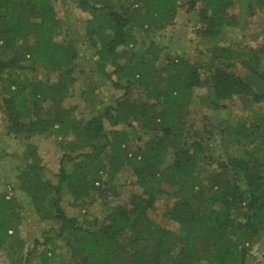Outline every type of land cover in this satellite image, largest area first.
<instances>
[{"label":"trees","instance_id":"trees-1","mask_svg":"<svg viewBox=\"0 0 264 264\" xmlns=\"http://www.w3.org/2000/svg\"><path fill=\"white\" fill-rule=\"evenodd\" d=\"M54 1L0 0V47L5 55L11 52L10 57L0 56V81L7 82L6 96L0 97V120L5 119L6 134L24 145L34 163L27 167L30 172L25 169L20 173L22 192L39 214L40 222L50 224V228L55 222L58 225L53 236H44L41 244L46 247L39 257L46 263L53 259L54 243L59 238L69 249L70 264H246L264 233V113L251 111L246 122L236 120L233 127L221 131V136L228 134L221 138L222 143L236 146L238 151L220 158L218 171L207 177L200 176L203 137L195 131L194 142L186 144L184 140L194 89L204 88L210 96V110L218 112L226 111L235 97L252 105L264 102V46L255 51L216 44L224 40L228 28L238 26V17L229 12L238 0H181L185 14L196 16L204 27L196 33L202 40L213 42L207 52L212 63L205 66L179 59L167 62L162 70L153 65L165 51L163 48L151 44V49L139 57L131 49L140 32L148 37L173 25L180 0H105L99 5L97 0H74L75 8L89 15L85 16L84 33L88 47L94 51V73L125 80L124 86L113 84L124 90L120 100L77 125L69 120L71 110L42 118V104L52 88L40 81L30 84L28 101L24 95L28 88L19 77V73L30 69L21 64L27 60L59 71L53 84L56 89L66 93L73 84L71 63L78 57L70 43L55 40L58 21ZM255 4L264 15V0ZM31 31L32 43L26 39ZM149 52L152 58L145 60ZM122 60L125 63H119ZM135 61L139 67L132 69L129 63ZM108 64L114 66L111 72L105 71ZM237 65L251 76L238 77ZM153 75L164 80L163 84L153 82ZM133 85L144 91L146 102L135 105L127 100ZM66 98L60 95L52 101L59 107ZM29 102L31 108H27ZM105 120L112 128L135 121L151 138L133 153L119 144L113 149L112 139L118 134L105 130ZM51 131L64 151L57 183L32 185L41 158L30 141ZM122 137L127 139L125 133ZM115 149L125 160L118 166L112 163ZM104 152L108 166L99 158ZM64 161L75 163L69 174ZM122 165L132 172L133 185L139 192L132 193L125 204L108 208L101 220L78 224L76 218L68 217L61 205L64 190L73 207L98 200L107 206L108 198L119 195L111 184ZM103 174L106 181H100ZM98 182L100 186L96 187ZM162 196L173 202L164 216L177 225V232L151 219V211ZM48 198L52 212L45 207ZM12 211L11 203L0 195V250L14 257L25 243L14 227ZM41 244L35 242L34 246ZM35 247L27 252L23 264H29ZM16 264L22 263L19 260Z\"/></svg>","mask_w":264,"mask_h":264},{"label":"rangeland","instance_id":"rangeland-1","mask_svg":"<svg viewBox=\"0 0 264 264\" xmlns=\"http://www.w3.org/2000/svg\"><path fill=\"white\" fill-rule=\"evenodd\" d=\"M105 0H97V5L103 3ZM124 1V0H122ZM133 1V0H132ZM257 0H238V5L230 10V14L238 17V26L235 28H228L224 40H220L216 44L229 45L233 49L240 47L243 49L250 48L257 51L261 46H264V15L262 11L256 6ZM74 0H55V14L58 21V36L55 38L58 42H65L72 46L77 53V59L71 63V67L74 70L73 84L70 85L66 93L62 90L56 89L53 85L60 76L59 71L51 70L49 67L31 63L29 61H22L21 64L28 66L30 69L19 73L20 81L28 89L24 91V95L29 101L30 84L37 82L48 83L49 89L46 93L48 97L47 101L42 104V118H52V116L64 114V112L71 110L69 120L73 124L82 123L88 120L96 111L103 110L108 106H113L116 100H120L124 90H119L114 87L113 84L123 85L125 80L122 78L117 79L116 76L106 78L104 74L99 72L94 73L95 55L94 51L90 49L88 44V36L84 33L85 29V15L81 13L78 8H75L76 2ZM131 0L129 1V3ZM182 1H177L179 10L174 19L173 25L153 35H147L144 32H140L136 35V45L131 49V52L139 57L145 53L147 48L151 49V44L158 45L165 51L160 54V58L155 61L153 68L162 70L168 64L167 62L177 61L179 59L193 62L194 64L209 65L211 60L207 55L209 50V42L201 39L196 33L204 27L198 23L197 17L194 15L185 14V8H181ZM93 4V3H92ZM201 28V29H200ZM104 34L103 31L101 32ZM101 35V34H100ZM33 31L31 35L27 36V40L32 43ZM150 44V45H149ZM209 46V47H208ZM0 56L7 58L11 56V52L5 55L4 50L0 47ZM152 58V54L149 52L145 60ZM9 59V58H8ZM144 62V61H143ZM119 63H125L120 61ZM142 63V62H141ZM212 63V62H211ZM132 69L139 67V62L129 63ZM210 66V65H209ZM212 66V65H211ZM106 72H111L114 69L112 64L106 65ZM130 68V67H129ZM12 76L17 74L11 71ZM235 74L240 78L251 76L240 65L236 66ZM11 76V75H10ZM165 72H162V78H164ZM158 75H153V82H161L157 78ZM6 75L4 76V79ZM7 88V82L0 81V97L6 96L5 89ZM58 91L60 93H55ZM39 93V91L37 90ZM85 95V98L83 96ZM67 97L59 107L52 101L59 98V96ZM208 93L204 88L194 89L191 105L187 110V116L185 119V134L184 140L186 144L194 142L197 138L194 137V132L197 131L199 136L203 137V151L200 156V167L202 168L201 178L207 177L210 174H214L218 171L217 163L220 158L226 154H234L238 151V147L229 145L228 147L222 143L221 138H226L228 134L221 136V131L228 127H233L236 120L246 122L250 117L251 111H257L264 113V102L260 105H252L245 103L244 100L235 97L227 104V110L218 112L210 110L211 102L209 100ZM127 100L135 105L146 102V96L144 91L136 85H133L129 89V96ZM31 101V100H30ZM149 102V103H148ZM147 104H154L153 101H148ZM225 103V102H224ZM227 103V102H226ZM27 108H31V102L27 105ZM73 109V110H72ZM227 115H230L228 118ZM27 121L26 118H23ZM259 120V118H258ZM258 125L261 123L256 122ZM6 122L5 119L0 120V195L4 196L5 200H8L13 208L12 222L14 227L19 231L20 238L25 243L21 251L12 257L5 251L0 250V264H16L19 261L23 264L27 252L33 249L34 243L41 244L44 236H53V233L57 230L58 225L56 222L54 226L50 228V224L39 221V214L33 209L28 197L21 190L20 173L22 170L31 169L27 167L32 166L33 161L31 155L26 154V148L24 145H19L12 137L6 134ZM104 127L107 132H116L118 136L114 139L110 137L109 140H113V149L118 144L120 148L126 150L129 153H133L136 149L143 145L144 142L151 138V134L145 133L135 121L131 123L121 122L116 127H110V124L105 120ZM122 133L126 134L127 139L122 137ZM111 136V135H110ZM113 137V136H112ZM84 140V137H80ZM74 144V139H70ZM59 139L51 131L42 136H36L31 139L30 143L36 147L38 155L41 158V164L36 171L31 184L36 182L40 183H57L58 169L60 166V160L64 151L58 145ZM101 142H104L102 140ZM70 148V147H69ZM111 148V149H112ZM67 149V148H64ZM110 150V149H109ZM108 150V151H109ZM107 152V150H106ZM112 163L114 166H118L121 161L124 163L123 154L119 150L115 149ZM76 153H73L74 156ZM99 158L102 160L103 165L108 166V162L105 160L106 154H100ZM77 162V161H76ZM75 163L64 161V169L67 174L71 173L75 169ZM113 170H111L112 172ZM106 174V172H105ZM100 181H106V175H100ZM135 178L132 172L128 170L124 165L116 172L112 186L119 194L118 197L108 198V205L106 206L104 201L98 200L93 203L84 204L81 207H73L72 200L66 193V190L62 192V208L65 210L68 217H74L77 219L78 224L89 222L96 218L101 220L108 208L114 205H123L127 202L132 193H137L140 190L133 185ZM26 186H30L27 184ZM96 187L100 186V182L95 184ZM10 187V194H8V188ZM163 188H167L163 186ZM7 197L9 199H7ZM173 204L172 200L165 196L160 197L154 209L151 211V219L157 224L171 231L177 232V225L171 222L164 216L166 207ZM45 207L52 212L50 207V198L45 201ZM53 224V223H52ZM86 228V226H83ZM54 257L48 260L39 257L40 253L45 249L46 245H38L35 247V253L29 256V264H70L69 249L66 246L65 241L55 240ZM51 256L53 253H51ZM47 257H50L49 254ZM45 262V263H44ZM246 264H264V233L259 241L254 245L251 255L248 256Z\"/></svg>","mask_w":264,"mask_h":264},{"label":"built area","instance_id":"built-area-1","mask_svg":"<svg viewBox=\"0 0 264 264\" xmlns=\"http://www.w3.org/2000/svg\"><path fill=\"white\" fill-rule=\"evenodd\" d=\"M8 194H10V187L8 188ZM7 199H9V198L7 197Z\"/></svg>","mask_w":264,"mask_h":264}]
</instances>
